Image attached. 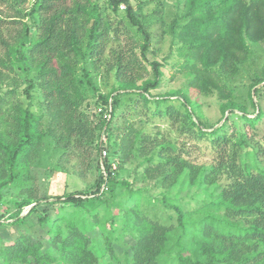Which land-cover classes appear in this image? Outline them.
Returning <instances> with one entry per match:
<instances>
[{"label": "trees", "instance_id": "obj_1", "mask_svg": "<svg viewBox=\"0 0 264 264\" xmlns=\"http://www.w3.org/2000/svg\"><path fill=\"white\" fill-rule=\"evenodd\" d=\"M8 2L11 14L0 16V83L18 69L29 102H6L0 92V205L14 208L17 223L36 213L41 201L55 200L46 202L53 215L37 220L49 224L46 240L20 233L0 241V263L264 264V147L245 128L262 117L254 98L264 78L251 79L242 101L233 82L251 56L250 46L264 41V0H174L166 32L171 47L181 45L182 63L155 58L150 24L129 0H104L103 6L98 0ZM122 4L125 14L115 22L111 14ZM167 65L172 78L185 73L187 92L152 94ZM101 78L112 80L107 92L100 89ZM188 91L215 95L222 123L206 124ZM34 94L37 112L31 108ZM124 97L133 99L121 109ZM235 111L242 124L232 131L228 120ZM154 119L165 120L174 136L158 125L147 131ZM45 147L54 159L49 174L68 173L77 159L80 169L71 171L79 177L95 171L92 187L38 196L33 171ZM103 147L107 155L101 160ZM244 147L252 165L242 161ZM197 152H207L208 162H197ZM131 161L132 180L117 178ZM148 180L168 192L194 189L206 197L188 209L137 186ZM156 200L173 210L175 224L148 216ZM124 237L132 244L119 254L114 242Z\"/></svg>", "mask_w": 264, "mask_h": 264}, {"label": "rangeland", "instance_id": "obj_2", "mask_svg": "<svg viewBox=\"0 0 264 264\" xmlns=\"http://www.w3.org/2000/svg\"><path fill=\"white\" fill-rule=\"evenodd\" d=\"M101 6H103L104 0H98ZM33 0H27V6L32 4ZM130 5L133 7L135 13L140 16V13L146 17V20L149 22L150 27V50L154 52L155 58L159 61H162L163 58L169 56L168 61L173 62L174 60L179 61L180 63L184 62V58L179 54L178 48H181V45H173L171 47L170 36L166 32V28L170 19L176 10L174 0H129ZM8 0H0V16L6 17L11 14V10L9 7ZM161 10L160 15L156 17L152 16L151 13L155 10ZM125 14V4H122L116 13H112L111 17L115 18V22H118V18H122ZM8 28H17L16 24H8ZM4 30V29H3ZM5 32V31H4ZM251 48V56L249 59L243 64L239 75L233 79V82L236 84L237 91L235 92L236 98L239 100H245L246 91L249 87V84L252 82V78H264V41L256 44H252ZM171 50V52H169ZM163 62V61H162ZM3 70V69H2ZM165 77L162 81V84L155 90H152V94L161 95L168 90H174L177 88H182L183 91L186 90V77L185 73H177L173 78L171 76V72L174 71L170 66L167 65L164 69ZM7 72L6 70H3ZM8 73V72H7ZM101 78L99 81L100 89L103 92H107L109 88L112 86L111 78L106 80ZM26 85V80L24 75L18 69L8 73L6 78L0 83V92L3 93V97L7 100L6 102L11 101H20L24 106L29 102L28 99L25 98L24 93L22 92ZM258 87L261 89L258 92L257 99L254 98L256 105H259L262 111V117L255 125V127L250 128L245 126L246 134L253 135V139L258 142L256 146L264 147V81L259 84ZM11 91V92H8ZM191 94L192 99L198 103L197 113L201 115L203 121L206 124H215L221 117V111L219 108V102L217 101L215 95H196L191 91H188ZM124 97L122 100L121 109H125L130 101L132 100ZM259 102V103H257ZM95 99H89V106L91 109H95ZM31 108L33 111H38L40 109V103L38 100L37 94H34V97L31 99ZM6 106V105H5ZM249 108V116L252 117L254 115L251 107ZM93 109V110H94ZM228 112H225L224 116L227 115ZM236 111L230 115L228 120V124L231 126L230 130L236 131L239 129V126L242 124V119L237 116ZM222 121L217 123L215 127L220 125ZM153 125H158L160 130L163 133H169V135L174 136V133L169 131L167 122L163 119H154L152 121V125L144 126L147 131L152 132ZM136 126H143L141 123H136ZM252 144V142H251ZM47 147L43 148L40 152V155L37 159V168L33 171V185L38 194V196H43L45 194L56 193L62 195L63 192H72V191H80L85 190L92 187V184L95 180V171L86 172L82 177L77 176L73 169L79 170V163L77 159L71 160L68 165L71 169L68 173H56L54 175L49 174L47 172V166H52V162L54 159L49 157V152L46 150ZM250 148L244 147L242 149V161L245 164L252 165L251 157H250ZM51 159L48 163V160ZM194 159L197 162H208V154L207 152L204 155L201 152H197L194 154ZM134 166L135 161L128 162L125 167L120 169L119 173L116 174L117 178H125L128 180H132L134 174ZM145 185L152 196L155 198H162L163 195H167L171 198V200L178 204H183L188 209H193L197 205V201L206 197L205 193L195 194V190L192 189L189 193L187 190L182 189L177 193V190L174 189L171 192H168L167 187L162 186L156 180H148V181H140L137 183V186ZM168 192V193H166ZM165 193V194H163ZM10 195V194H9ZM8 195V196H9ZM54 198H50L48 201H41L40 206L38 207V211L36 213H32L24 218L20 222H15V218L12 217L14 212V208L10 204L0 205V214L2 217L0 218V241H10L15 238L20 233H30L37 238H42L46 240L45 231L48 229L49 224L47 222H43L42 224H37V220L39 216H43L44 214L53 215L54 208L51 204H47L46 202L54 201ZM39 204V203H38ZM34 205V203H33ZM64 205V204H63ZM148 211L149 217H155L158 221L165 225L175 224V214L172 209L166 208L161 201H154V204L149 206ZM31 207H25L22 209L20 216H24L28 213ZM118 227V224H117ZM94 236V233H93ZM132 244V240L129 237H124V239H120L119 241L114 242V246L119 252L122 254L124 249H128ZM1 264V263H0Z\"/></svg>", "mask_w": 264, "mask_h": 264}, {"label": "built area", "instance_id": "obj_3", "mask_svg": "<svg viewBox=\"0 0 264 264\" xmlns=\"http://www.w3.org/2000/svg\"><path fill=\"white\" fill-rule=\"evenodd\" d=\"M98 111H101V109L98 108ZM104 118H109V115L108 114H104ZM106 155H107V150L104 147L101 148L100 154H99L100 159L102 160V158H104ZM101 168L103 169V166H101ZM112 168L113 169L115 168L114 164H112Z\"/></svg>", "mask_w": 264, "mask_h": 264}, {"label": "water", "instance_id": "obj_4", "mask_svg": "<svg viewBox=\"0 0 264 264\" xmlns=\"http://www.w3.org/2000/svg\"><path fill=\"white\" fill-rule=\"evenodd\" d=\"M33 204L29 205L28 207H31Z\"/></svg>", "mask_w": 264, "mask_h": 264}]
</instances>
